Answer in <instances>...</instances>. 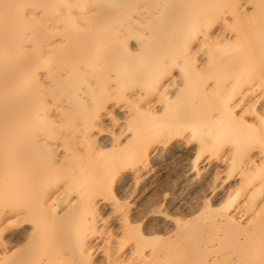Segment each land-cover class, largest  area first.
I'll return each mask as SVG.
<instances>
[{"label":"bare ground","instance_id":"6f19581e","mask_svg":"<svg viewBox=\"0 0 264 264\" xmlns=\"http://www.w3.org/2000/svg\"><path fill=\"white\" fill-rule=\"evenodd\" d=\"M137 1L0 0V264H264L261 0H147L136 18ZM118 97L141 126L110 136L104 124L121 115L99 106ZM222 116L250 129L237 143L263 144L260 164L242 161L240 198L200 194L166 230L148 220L164 213L167 195L135 212L120 205L109 178L119 160L134 178L138 166L151 171L165 134L181 129L217 145ZM112 201L115 233L105 234L101 214Z\"/></svg>","mask_w":264,"mask_h":264},{"label":"rangeland","instance_id":"374dc122","mask_svg":"<svg viewBox=\"0 0 264 264\" xmlns=\"http://www.w3.org/2000/svg\"><path fill=\"white\" fill-rule=\"evenodd\" d=\"M63 1L64 0H61L60 3ZM146 1L147 0H139L133 4L134 8L138 7V9L133 12V14H135H132L133 17L139 16V12L148 3H145ZM91 3L93 4V0L87 5L84 4V6L88 7L91 5ZM77 4L78 3L74 4L76 5L74 6L75 10L80 9L79 6L83 7L80 2L78 5ZM259 4L260 7L264 8L263 0H261ZM96 8L97 6H94L93 9ZM103 8H106V10L109 9V7L106 6L102 7L101 9L104 10ZM123 9V6H115V14ZM235 26L238 29V27H241L242 24H237ZM243 27L245 28V25ZM147 32L149 33V31ZM242 38H244V36ZM130 44L134 45L133 47L136 48L138 41L135 38H131ZM195 50L199 53V55L207 54L210 51L206 47L205 49H199L198 47H195ZM255 57L257 59H263L264 54L259 51ZM200 59H204V57H201ZM176 70L179 71V68L176 67L174 71L176 72ZM257 74L258 71L255 70V72L251 73V77L253 78ZM176 75H178V72H176ZM209 75H211L210 77L213 78L209 81L208 86L214 87L213 79L217 77L218 72L213 71L209 73ZM114 78H117L116 74L113 75V79ZM90 81L92 82V85L96 84V79H90ZM110 84L112 88H115L117 82H115L114 79V81H110ZM128 85L130 89L126 91V94L130 96L131 93H133V90L131 89V84L129 83ZM249 86L250 85L245 84L246 88ZM255 91L256 94L253 95L255 100L253 101L261 99L259 89ZM227 92L228 90L224 91L225 94ZM238 103H240V101L237 102V104ZM107 105L99 106L100 110H98L101 113H105L107 107L111 106L114 110H118L119 114L121 115V119L114 120V118H111V120H107L103 128L105 129L104 133H108L110 136L119 134L122 131L132 134L134 130L140 128L141 125L139 124V119L137 117L126 119V116L131 114L129 110L130 104L127 99L118 97L117 99L110 101ZM243 105H247V102H245ZM262 106H264V102H261L257 107L260 108ZM250 116L251 114L248 113L247 117ZM220 120H222L220 124L222 128H220V130L225 132V135L223 134L224 138L220 140V142H218L219 144L217 145H205L203 147L201 145L202 131L196 133L195 136L190 131H185L183 129L175 131L177 133L165 134L163 140L167 144L163 151V158L159 161L160 163L156 165L155 163H150L149 167H151V171H149V169L144 165L138 166L139 173L136 178H134L132 175V164H130L129 161H125L124 159H121V161L119 160V162L115 165V174L110 175L109 178L113 182L115 194L120 201V205L124 206V208L127 207L132 211L135 209L133 211L135 212L136 210H140L145 207V202L150 197H153L157 194H160L161 197H165L167 195L169 200L162 208L164 213L161 215L150 214L148 220L150 227H160L161 229L166 230L173 229L176 226L175 219L186 217L188 215V212L191 211L194 206H196L194 205L195 201L193 200H195L200 194H203L209 198L213 194L219 193L218 195L220 197H224V200L227 198L225 201H229L235 196L240 198L245 193L244 183L249 179V177L241 173L242 161L246 160L248 156H253L255 157V163L260 164L261 158L263 156V144L260 145L257 143L246 145L243 143H237L245 138V135H247L250 129L245 128L241 123L234 124L232 119L228 116H222ZM233 128H236L237 131H234L231 134ZM207 130L208 129H204L203 132H206ZM257 131L258 130H255V132ZM195 164H197L198 169H194ZM253 178L254 179L251 181L249 180L251 182L249 183L255 187L260 183L261 178ZM121 180L126 182L120 183ZM128 181L130 182L127 183ZM171 202H173V205L170 204ZM113 204L114 202L112 201L110 205L105 207L101 214L102 218H105H103L105 221V229L103 227L105 234H109V232L115 233V220L117 219L115 218V209L118 208V205L113 206ZM189 208H191V210ZM190 217H194V215H189V218ZM114 240L115 237L112 238L113 242L111 241L110 246L111 250L115 252ZM134 243L135 241H131L128 243V246H133ZM100 255L103 254L101 253Z\"/></svg>","mask_w":264,"mask_h":264}]
</instances>
